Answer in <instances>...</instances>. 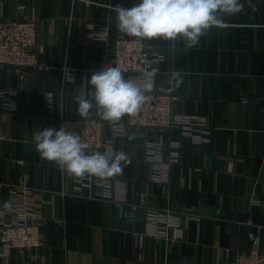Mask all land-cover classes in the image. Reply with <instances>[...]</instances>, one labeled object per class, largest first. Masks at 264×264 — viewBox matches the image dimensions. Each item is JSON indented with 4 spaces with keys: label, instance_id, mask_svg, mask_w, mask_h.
<instances>
[{
    "label": "crops",
    "instance_id": "1",
    "mask_svg": "<svg viewBox=\"0 0 264 264\" xmlns=\"http://www.w3.org/2000/svg\"><path fill=\"white\" fill-rule=\"evenodd\" d=\"M136 3L139 0H0L4 17H37L39 39L47 45L44 59L53 68L30 73L24 83L16 73L0 68V87L18 89L15 111H5L0 100V183L27 176L31 186L46 192V247L24 257L13 253L9 262L0 255V264H229L232 254L221 256L219 249H246L255 233L239 223L252 218L262 224L264 0H239L240 12L218 13L222 24L206 30L194 46L181 37L145 39L162 55L156 88L177 97L178 114L205 118L213 134L202 145L181 137L180 164L172 170L167 193L151 183L153 165L144 147L150 134L132 132L117 141L116 152H123L128 162H122L120 173L106 177L130 206H140L134 221H126L109 200L74 195V176L35 150L34 133L56 128L60 117H80L76 98L88 95L91 75L111 53V47L90 39V28H108L111 44L122 34L116 27L115 5L130 8ZM64 65L71 68L73 82H62ZM48 93L56 95L52 105ZM95 112L93 108L89 116ZM253 197L260 204L251 205ZM9 199V191L0 189V209L6 210ZM147 207L196 208L201 221L187 226V242L166 245L146 235Z\"/></svg>",
    "mask_w": 264,
    "mask_h": 264
},
{
    "label": "built area",
    "instance_id": "2",
    "mask_svg": "<svg viewBox=\"0 0 264 264\" xmlns=\"http://www.w3.org/2000/svg\"><path fill=\"white\" fill-rule=\"evenodd\" d=\"M89 37L100 47H111V53L103 56L99 69L108 65L119 67L122 74L144 90L146 99L135 114H127L119 121H105L96 114L86 119L60 117L55 129L64 127L79 135L81 143L87 145L85 152L88 154L95 151L116 152L118 140H123L132 132H148L150 137L144 140V147L146 160L153 165L151 183L160 188L162 193H167L172 183V170L180 164L181 137L202 145L210 142L213 129L205 118L178 114L175 110L177 97L171 91L156 88L160 73L158 63L162 55L145 39L120 34L110 44L108 28L95 29L93 26ZM46 51V43L38 36L36 16L7 18L0 12V68L16 73L24 83L32 72H48L53 69L44 59ZM62 73L64 84L75 80L68 65L62 67ZM17 94L18 89L12 85L0 87V100L4 102L5 111L13 112L17 109ZM55 98L54 93L46 95L49 105L54 103ZM74 182V195L109 200L121 210L126 221H134L140 206H130L125 197L117 193L116 184L110 178L86 174L74 177ZM5 188L10 193L12 208L0 209V255L9 262L13 253L24 257L38 254L46 247L43 213L46 192L31 186L27 176H22L18 182L0 183V189ZM250 204L254 206L260 202L253 197ZM220 211L221 207L218 213ZM196 212V208L181 211L174 207H147L146 235L166 245L187 242V226L201 221ZM239 224L255 230L249 239V246L234 250L220 248V255L225 253L229 258L232 254L229 264H264V223L256 224L250 218Z\"/></svg>",
    "mask_w": 264,
    "mask_h": 264
},
{
    "label": "clouds",
    "instance_id": "3",
    "mask_svg": "<svg viewBox=\"0 0 264 264\" xmlns=\"http://www.w3.org/2000/svg\"><path fill=\"white\" fill-rule=\"evenodd\" d=\"M242 7L239 0H139L130 8L117 4L114 11L117 30L126 36L165 40L181 37L194 46L206 30L222 24L218 13L236 14ZM88 84V95L76 98L81 118H88L95 108L101 119L119 121L127 114H135L146 99L144 90L126 80L119 67L108 65L94 72ZM33 141L42 159L55 162L74 177L120 173L122 162H128L123 152L86 153L87 145L81 143L80 136L64 127L39 130ZM4 208L11 210V202L6 201Z\"/></svg>",
    "mask_w": 264,
    "mask_h": 264
},
{
    "label": "trees",
    "instance_id": "4",
    "mask_svg": "<svg viewBox=\"0 0 264 264\" xmlns=\"http://www.w3.org/2000/svg\"><path fill=\"white\" fill-rule=\"evenodd\" d=\"M262 223H264V220H263V222Z\"/></svg>",
    "mask_w": 264,
    "mask_h": 264
}]
</instances>
